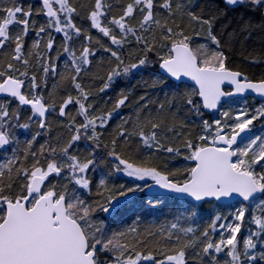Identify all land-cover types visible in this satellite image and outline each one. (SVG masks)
I'll return each instance as SVG.
<instances>
[{"label":"snow or ice","instance_id":"snow-or-ice-1","mask_svg":"<svg viewBox=\"0 0 264 264\" xmlns=\"http://www.w3.org/2000/svg\"><path fill=\"white\" fill-rule=\"evenodd\" d=\"M250 43L264 0H0V264H264Z\"/></svg>","mask_w":264,"mask_h":264},{"label":"trees","instance_id":"trees-1","mask_svg":"<svg viewBox=\"0 0 264 264\" xmlns=\"http://www.w3.org/2000/svg\"><path fill=\"white\" fill-rule=\"evenodd\" d=\"M253 47H258V45H254V44L250 43L248 45L247 49L238 47L236 52L233 54V58H234V61H235L237 66L243 67L249 73V75L258 77L262 73H264V64H251V63L245 62L243 60V57L245 55H247L248 52L251 51V49ZM98 57H99V53H98ZM93 71H99V69L94 68ZM143 78L145 80L149 79L146 73L144 74ZM140 80H141V77L137 76L135 79H133L127 83L124 81H121L120 87H133V86H135L136 94L137 95L143 94L144 91L146 90V88L142 84L138 83ZM108 96H114V93L112 91H109L107 95L101 93V94H99L98 98L100 99V102L102 103L104 100L108 99ZM249 102L250 103L253 102L251 98H249ZM130 111H131L130 109H122L118 115H114V118L112 121V127L114 128L116 126V124H118L120 122L122 117L128 116L130 114ZM259 127H260L259 124H257L256 129H254V130L257 132ZM57 131H58V129L54 126V131H53L52 135H56ZM17 135L19 136V138L22 141L30 138V134L26 133L24 130H17ZM43 140H44V138H40L39 143H42ZM36 147H38V144L36 145ZM2 155L3 154H0V157H2ZM206 208H207V206H206ZM165 212H167V210H165ZM165 219H171V217L167 216V215H159V214L146 215L144 217V222L141 224V228L146 227L152 223L163 222ZM128 223H131V222L129 221Z\"/></svg>","mask_w":264,"mask_h":264},{"label":"rangeland","instance_id":"rangeland-1","mask_svg":"<svg viewBox=\"0 0 264 264\" xmlns=\"http://www.w3.org/2000/svg\"><path fill=\"white\" fill-rule=\"evenodd\" d=\"M255 131V130H254ZM261 131V129H260V127H259V129H258V131H257V134H259V132Z\"/></svg>","mask_w":264,"mask_h":264}]
</instances>
